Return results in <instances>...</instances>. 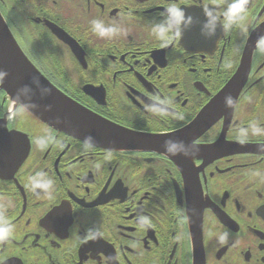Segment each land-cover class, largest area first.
<instances>
[{
  "label": "flooded vegetation",
  "instance_id": "af4514ba",
  "mask_svg": "<svg viewBox=\"0 0 264 264\" xmlns=\"http://www.w3.org/2000/svg\"><path fill=\"white\" fill-rule=\"evenodd\" d=\"M170 2L0 0L11 65L87 110L59 128L0 67V264H264V0L227 30L225 0H175L193 22L160 37Z\"/></svg>",
  "mask_w": 264,
  "mask_h": 264
},
{
  "label": "clouds",
  "instance_id": "9594fccd",
  "mask_svg": "<svg viewBox=\"0 0 264 264\" xmlns=\"http://www.w3.org/2000/svg\"><path fill=\"white\" fill-rule=\"evenodd\" d=\"M227 7L224 8L222 13H219L223 17L222 26L224 29H230L232 26L238 24L246 13V5L248 0H230L227 2ZM205 23L204 28H209L210 25L214 26L216 17L213 16V11L207 5L204 6ZM161 20L156 22L153 26V32L158 36L164 37L169 33L175 32L178 36L183 27H188L193 22V17L186 15L183 8H181L175 0H171L169 5L160 13ZM91 31L99 37H111L118 32L117 27L114 25L106 26L104 21L99 19H93L90 21ZM203 32V29H202ZM259 47L264 50V37H261L258 41ZM156 103L160 105L168 104L166 99H160V97H154ZM226 106L231 107L233 105V98L231 96L226 97ZM253 135L264 134V128H261L255 124L250 125ZM246 134V133H245ZM91 139V138H89ZM165 151L169 154H176L177 149H183L182 143L178 145L176 141L167 140L164 143ZM30 183L32 188L35 189H48L52 181L47 179L45 174L37 172L35 176L30 177ZM142 223H148L146 217H141ZM12 233V227L9 221L5 217H0V240H6ZM226 233L220 236V240L223 241L226 237Z\"/></svg>",
  "mask_w": 264,
  "mask_h": 264
},
{
  "label": "water",
  "instance_id": "95a60500",
  "mask_svg": "<svg viewBox=\"0 0 264 264\" xmlns=\"http://www.w3.org/2000/svg\"><path fill=\"white\" fill-rule=\"evenodd\" d=\"M11 43L7 25L0 19V67L3 82L14 86L15 95L24 100L37 115L59 128L75 131V120H81L75 115L79 113L83 117L87 110L50 85L40 74L36 78L32 71L13 67L10 63L12 54L8 52ZM17 49L15 55H18Z\"/></svg>",
  "mask_w": 264,
  "mask_h": 264
}]
</instances>
